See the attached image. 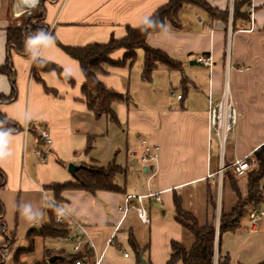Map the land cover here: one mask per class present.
<instances>
[{
  "label": "crops",
  "instance_id": "0c3cea01",
  "mask_svg": "<svg viewBox=\"0 0 264 264\" xmlns=\"http://www.w3.org/2000/svg\"><path fill=\"white\" fill-rule=\"evenodd\" d=\"M170 1L40 0L34 8L22 10L18 0H0V67L9 55L8 30L21 26L25 18H32L38 7L43 10V24L48 32L42 42L32 43L30 56L12 50L16 98L0 102V116L23 128L19 133H0V180L4 176L0 204L4 207L5 224L0 248L6 237L14 240L15 247L6 264H26L20 256L41 238L35 236L31 240L30 236L46 222V204L54 199L48 188L74 182L68 172L69 164L99 168L116 164L124 171L116 177L121 193H61V205L84 226L92 243L91 247L85 245L88 255L82 264H95L98 258L101 264H141L140 256L148 264H167L173 242L187 247L192 244V236L175 219V196L202 223L210 215V198L216 202L214 264L219 253L227 255L231 264H264V215L252 223V207L248 206L237 231L221 235L219 230L221 213L230 212L238 201L226 175L233 176L246 199L248 177L257 169L254 154L264 145V0H256L253 20L248 7L247 20L234 21L235 0H206L212 7L228 11L226 21L211 19L197 7L184 8L179 29L167 22L163 32L150 34L146 40L149 47L180 62L181 70L159 66L149 82L142 79L141 72L134 80L139 95L132 93L136 60L124 61L125 50L111 55L112 64L105 66L99 80L107 89L129 96V104L114 103L113 110L118 119L116 125L134 142L126 144L124 150L109 148L106 165L101 145L110 140L103 129L109 118H96L88 108L82 93L85 78L80 65L62 50L123 39L128 29L142 27ZM139 50L136 59L142 57L144 64L145 53ZM203 58H211V68L200 62ZM192 61L199 65H191ZM43 63L58 67L72 81L43 69ZM226 76L239 121L236 130L228 135L223 155L209 128V98L213 103L220 100ZM165 79L172 97L157 95ZM150 82L155 87L151 92L147 88ZM175 91L181 99L173 97ZM12 93L10 79L0 74V98H9ZM138 101L141 105H135ZM41 129L48 131L51 146L40 139ZM90 141L92 148L87 150ZM143 142L160 150L158 161L151 166L140 161ZM244 158H250L252 168L245 178L237 179L232 165ZM261 184L264 186V178ZM128 196L145 197L149 224L140 220L135 199L125 213ZM257 208L264 212V202ZM73 231L78 232L75 228ZM43 240L48 248L38 262L45 260L47 254H72V250L57 245H69L65 240ZM130 240L141 250L140 256ZM25 242L27 247L23 249L20 246Z\"/></svg>",
  "mask_w": 264,
  "mask_h": 264
},
{
  "label": "trees",
  "instance_id": "16d2710c",
  "mask_svg": "<svg viewBox=\"0 0 264 264\" xmlns=\"http://www.w3.org/2000/svg\"><path fill=\"white\" fill-rule=\"evenodd\" d=\"M186 7H197L209 15L211 19L226 21L228 11L222 12L212 7L206 0H171L165 7L159 9L154 16L142 27L138 29H128L127 36L120 40L112 39L107 44H93L84 48L62 47V50L80 65L81 71L85 78L82 87V93L88 108L95 114L96 118L106 116L109 121L117 124L118 119L113 110V104L124 102L129 104V96L107 89L99 80V75L104 74L105 66L111 65V55L118 50H125L126 55L124 61L134 62L136 60V52L141 49L145 53L142 79L150 81L152 73L159 67L164 66L169 70H181V63L168 57L163 52L149 47L146 43L150 34L161 33L165 29V25L169 22L175 29L181 27L179 16L181 11ZM249 0H235L234 2V21L247 20ZM41 11L40 21L43 22V10ZM37 15L32 18H25L24 23L19 27H13L8 30L7 47L8 58L6 64L0 67V74L6 75L12 85L13 93L9 98H0V102H12L16 98L15 89V73L12 65V50L28 57L31 55L32 43L42 42L46 35L47 29L43 26L40 32L39 27L29 26L34 23ZM38 65V64H37ZM45 70L54 71L58 76L67 82H71V78L56 66L43 63ZM183 82H185L183 80ZM23 128L13 121L0 116V133H19ZM92 141L89 142L87 150L92 148ZM254 159L257 163V169L248 177L247 197L242 198L237 183L231 174L226 175L231 181L234 192L238 197L237 204L228 213H221L220 216V234L233 233L240 227L241 220L245 217L246 208L248 206L258 207L264 202V186L261 184L264 178V145L259 148ZM123 169L116 164H111L105 168L85 165L73 176L74 182L64 185H53L48 190L54 193V200L61 204V193L65 190H78L90 194L99 191L121 193L122 188L116 183L117 175L121 174ZM4 176L1 175L0 187L3 186ZM174 204L176 208V221L184 228V230L192 236V244L187 247L182 243L173 242L171 245V257L167 264H214L215 241H216V202L210 198L209 207L210 215L207 216L202 223L197 216L189 210L183 208L182 199L175 196ZM58 209L51 202L46 204L45 216L46 222L37 231V237L42 239L65 240L70 233L68 225H59L55 219ZM4 207L0 204V235H4L5 224L3 222ZM8 238V237H6ZM33 242V241H32ZM33 244V243H32ZM130 245L140 256L141 250L136 246L133 240ZM87 247L84 246L78 254H58L57 259L50 263L51 255L47 254V258L42 262L35 264H76L82 261L88 255ZM53 255V254H52ZM1 264V263H0ZM217 264H231L229 257L218 254Z\"/></svg>",
  "mask_w": 264,
  "mask_h": 264
},
{
  "label": "built area",
  "instance_id": "2783aa9c",
  "mask_svg": "<svg viewBox=\"0 0 264 264\" xmlns=\"http://www.w3.org/2000/svg\"><path fill=\"white\" fill-rule=\"evenodd\" d=\"M256 0H249V7L251 11V20H253L254 9ZM200 62L211 68L212 60L211 58H203ZM181 99L182 96H177ZM239 114L236 109V104L231 92L230 83L228 76L225 78L224 87L221 93V98L217 103H213L211 98H209V128L213 136H215L219 143V148L221 153L224 155L226 148V143L228 140V135L234 132L238 126ZM40 139L47 145L51 146L53 141L47 130H40ZM38 155H42L38 152ZM160 157V150L158 147L152 148L148 143L143 142V153L141 156V163L146 166H151L158 161ZM43 158V157H42ZM44 159V158H43ZM256 162V161H255ZM233 167L234 177L237 179L245 178L247 173L251 170L250 158H244L241 160H236ZM223 171V167L221 172ZM152 197V195L147 196ZM135 199L137 201V206L135 207L136 212L140 220L144 224L150 223V218L148 212L144 206L143 196H128L125 200L124 211H128L131 200ZM50 202L55 205L58 209L56 216V223L59 225H68L70 233L65 238V241L71 246L72 254L76 255L83 247L87 244L89 247L92 243L87 236L84 226L77 221L61 204L57 203L54 199H50ZM264 215V212L259 210L257 207H252L249 213L252 223H255L260 217ZM77 229L78 232H74L73 229ZM128 256L127 254L125 255ZM101 258L95 261V264H101ZM76 264H82L81 261H77Z\"/></svg>",
  "mask_w": 264,
  "mask_h": 264
},
{
  "label": "rangeland",
  "instance_id": "374dc122",
  "mask_svg": "<svg viewBox=\"0 0 264 264\" xmlns=\"http://www.w3.org/2000/svg\"><path fill=\"white\" fill-rule=\"evenodd\" d=\"M39 2H40V0H39ZM39 8L40 7H38L37 10H35V13H36L35 15H37V18L35 19V21H33L34 23H31L29 26L34 27V24H35L36 28L39 27L38 31L40 32L41 30H43L44 24L42 21H40L41 11ZM21 25H22V23H21ZM138 52H139L138 54H140V52H142V51L139 50ZM133 65L134 66L132 69V79H133L132 93H134L135 95H139L140 90H138L137 85L134 83V80L135 79L138 80L139 76H141V72L143 70V68H142V66H143L142 57H140V58L138 57ZM161 70H162L161 72H165L164 71L165 69H161ZM161 74L164 77L168 76V75H166V73H161ZM174 74H177V73H174ZM145 82H149V81H145ZM169 86L170 85L167 82V79H165L164 86L161 87V84H160L157 95L158 96H163V95L167 96L169 94V96L172 97V94L170 93L172 91H170ZM147 88L150 90V92L153 91V89H155V87L152 85L151 82L148 84ZM178 94H179V92L175 91V96H173V97L176 98ZM135 105H141V104L138 101L137 104H135ZM103 129H104V133H106L108 135V138H110L109 141H104L101 145L102 150L104 151L103 152V154H104V165H106L108 163L107 162V157H108L107 151H109V148H113V147L117 146L121 150L122 149L124 150L126 148V144L129 146L132 144L133 137L127 136L126 134H124L122 132V129H120L115 123H111L109 120L106 121V124L103 126ZM137 171L139 173L141 172L140 165L137 166ZM225 199H227V197H225ZM36 233L37 232H34L31 234V236H30L31 240L33 237H35ZM57 245L61 246L66 251H71V249H72L70 245H65L63 242L57 243ZM20 247L23 249L26 248L27 243L26 242L23 243ZM45 247L48 248L47 242L41 238H37L34 241V243L31 245V248L29 249L28 253L22 254L20 256V259L22 261H24V263H26V264H33L35 262H38V261L42 260L44 257V251L46 249ZM14 248H15L14 247V240L11 238H5L3 244L1 245V248H0V263L1 264H6L5 260L7 259V256L12 252V250ZM20 253H22V251H20ZM58 254H63L66 256L68 253H66L65 251H62V252H57L53 255L52 254H48V255H51V257H54V256H57Z\"/></svg>",
  "mask_w": 264,
  "mask_h": 264
},
{
  "label": "water",
  "instance_id": "95a60500",
  "mask_svg": "<svg viewBox=\"0 0 264 264\" xmlns=\"http://www.w3.org/2000/svg\"><path fill=\"white\" fill-rule=\"evenodd\" d=\"M191 65H199V63L197 61H192L190 63ZM84 168V166H76L74 164H69L68 166V172L71 174V175H75L77 171H79L80 169ZM57 259V256H54L52 258H50L49 262L52 263L54 262L55 260ZM140 263L141 264H148L146 262V260H144L141 256H140Z\"/></svg>",
  "mask_w": 264,
  "mask_h": 264
},
{
  "label": "bare ground",
  "instance_id": "6f19581e",
  "mask_svg": "<svg viewBox=\"0 0 264 264\" xmlns=\"http://www.w3.org/2000/svg\"><path fill=\"white\" fill-rule=\"evenodd\" d=\"M18 1H19L20 5H21V9L22 10H26V9L34 8L37 5L39 0H18Z\"/></svg>",
  "mask_w": 264,
  "mask_h": 264
}]
</instances>
